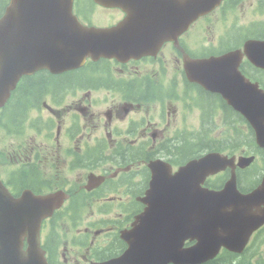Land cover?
<instances>
[{
	"label": "flooded vegetation",
	"instance_id": "1",
	"mask_svg": "<svg viewBox=\"0 0 264 264\" xmlns=\"http://www.w3.org/2000/svg\"><path fill=\"white\" fill-rule=\"evenodd\" d=\"M8 3L9 0H0V16ZM88 14L90 19L80 21L84 24L96 21L99 26L117 25L125 17L119 9H91ZM242 28L201 30V34H208L207 40L213 47L208 56L241 48ZM192 35L190 41L196 45L204 40L203 36L194 37V32ZM164 50L168 58L163 57ZM179 58V52L167 43L155 58L124 63L114 59L87 61L81 68L59 75L39 71L24 77V86L11 95L0 125L16 129V137L22 141L12 152L8 150L11 162L1 163V175L5 183L9 181L13 195L25 190L36 193L63 190L68 195L65 202L69 209L102 210L98 212L101 220L96 219L92 225L105 226L96 231L90 227L83 230L86 236L92 234L90 247L84 251L74 247L79 254L72 257L70 264L94 261L89 256L95 240L104 235L107 245L113 225L128 221L141 210L135 192L143 193L148 187L147 164L151 160L159 157L175 171L196 157L200 145L223 143L221 139L236 116L219 94L187 81ZM146 62L165 66L176 78L171 84L179 87L159 88L157 78L164 69ZM147 66L159 70L154 79ZM239 70L243 74V59ZM136 75L141 79H134ZM62 98L69 105L61 108ZM46 99L51 103H44ZM29 103L30 110L24 105ZM10 110L14 119L8 117ZM25 126H30L37 136L25 138ZM8 136L9 140L13 138ZM93 144L102 145L103 150L90 157L88 145ZM188 151L192 155L182 157ZM89 177L100 183L95 185L96 181L88 180ZM113 207L117 210L107 211ZM111 246L105 250L106 254L122 249V244ZM61 261L67 263L63 252Z\"/></svg>",
	"mask_w": 264,
	"mask_h": 264
},
{
	"label": "water",
	"instance_id": "2",
	"mask_svg": "<svg viewBox=\"0 0 264 264\" xmlns=\"http://www.w3.org/2000/svg\"><path fill=\"white\" fill-rule=\"evenodd\" d=\"M94 1L112 5L122 0ZM126 1L136 16L143 15L140 10L146 8L140 0ZM71 8L72 0H11L0 22V106L23 74L41 68L57 73L75 67L87 55H108L121 43L126 48L125 42L136 40L125 28L121 32L84 29L71 18ZM192 17L184 6L183 20L173 26L176 32ZM248 48L250 61L264 68V43H252ZM243 90L247 92L243 115L255 132L257 145L264 148V92L244 82ZM252 160L240 159L238 166L244 168ZM229 162L219 155L206 157L196 167L200 181ZM6 194L0 185V264H45L39 227L57 207L58 198L24 197L13 202ZM138 220L130 239L125 238L130 245L119 260L124 264H203L221 248L239 253L252 232L264 224V177L246 194L237 190L234 171L219 191L200 185L190 191L185 185L182 192L177 186H168L149 194L148 207ZM23 239L28 244L26 253L21 252ZM187 240L194 243L183 247Z\"/></svg>",
	"mask_w": 264,
	"mask_h": 264
},
{
	"label": "trees",
	"instance_id": "3",
	"mask_svg": "<svg viewBox=\"0 0 264 264\" xmlns=\"http://www.w3.org/2000/svg\"><path fill=\"white\" fill-rule=\"evenodd\" d=\"M247 144L248 147L252 148L255 153L259 156L261 162V168L264 171V151L260 152L253 144L252 135L250 130L247 128L246 134L243 135V145ZM202 148L208 149V147ZM192 152H189L191 155ZM188 154L184 153L183 157H186ZM256 238H262L261 234ZM206 264H264V250L261 251L258 245L251 244V246L240 256L230 254L228 252H221L214 260Z\"/></svg>",
	"mask_w": 264,
	"mask_h": 264
},
{
	"label": "rangeland",
	"instance_id": "4",
	"mask_svg": "<svg viewBox=\"0 0 264 264\" xmlns=\"http://www.w3.org/2000/svg\"><path fill=\"white\" fill-rule=\"evenodd\" d=\"M252 18H254L253 13H250L248 10L244 9L243 10V23H246L248 21H250ZM264 18V15H263ZM165 58H168V53H163ZM4 132L0 131V137L3 136ZM22 141L21 139L17 138V137H13L11 138V140L8 141H4L2 143H0V149H10V151L12 152V149H16L21 145ZM242 183H245V179H243V174H242V179H241ZM87 216V213L85 212L83 215V218ZM59 227H62V225H59ZM64 230L67 229V226H65V228H63ZM72 230H67L66 234L63 238V243L65 242H69L70 238L72 237ZM68 246V245H67Z\"/></svg>",
	"mask_w": 264,
	"mask_h": 264
},
{
	"label": "bare ground",
	"instance_id": "5",
	"mask_svg": "<svg viewBox=\"0 0 264 264\" xmlns=\"http://www.w3.org/2000/svg\"><path fill=\"white\" fill-rule=\"evenodd\" d=\"M189 152H190V151L186 152V154H188L186 157H189V156H191V155H192V154H191V155H189ZM182 157H183V156H182Z\"/></svg>",
	"mask_w": 264,
	"mask_h": 264
}]
</instances>
